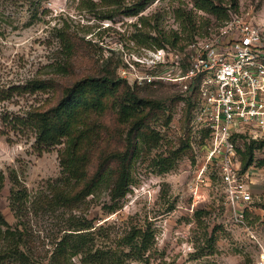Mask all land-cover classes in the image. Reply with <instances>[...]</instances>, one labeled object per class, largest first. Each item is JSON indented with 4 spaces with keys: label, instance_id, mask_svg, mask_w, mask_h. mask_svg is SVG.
Wrapping results in <instances>:
<instances>
[{
    "label": "rangeland",
    "instance_id": "1",
    "mask_svg": "<svg viewBox=\"0 0 264 264\" xmlns=\"http://www.w3.org/2000/svg\"><path fill=\"white\" fill-rule=\"evenodd\" d=\"M214 2L221 8L211 9L209 0H0V211L22 230L23 248L38 264H53L60 240L74 228L89 234L93 250L119 254L130 259L128 264H256L264 246V165L248 168L252 200L243 204L242 217L215 177L214 166L206 169L195 192L204 150L191 144L186 93L169 81L136 79L155 71L140 60L160 47L159 39L169 50L185 51L188 42L227 18L224 7L229 3L255 20L264 18V0ZM110 58L117 78L162 103L149 117L159 139L140 143L132 155V181L124 197L112 200L111 179L67 205L56 196L62 176L59 152L65 143L38 150L29 113L55 105L66 86L101 73ZM43 81L49 87H36ZM124 93L121 85L118 95ZM105 101L101 135L90 149V173L102 149H125L128 144L131 123L119 119L114 97ZM187 137L190 149L172 168L162 170L161 157ZM255 155L264 158V146L256 147ZM16 189H22L23 198L13 203ZM136 227L152 234L146 261L132 258L123 242ZM82 259L80 251L68 264H93Z\"/></svg>",
    "mask_w": 264,
    "mask_h": 264
},
{
    "label": "trees",
    "instance_id": "2",
    "mask_svg": "<svg viewBox=\"0 0 264 264\" xmlns=\"http://www.w3.org/2000/svg\"><path fill=\"white\" fill-rule=\"evenodd\" d=\"M211 9L221 8L214 0H209ZM227 18L237 13L233 3L225 7ZM62 41L71 47L68 37L62 36ZM159 39L158 44L163 46L164 41ZM161 41V42H160ZM169 42L170 40L167 39ZM166 41V42H167ZM174 45L175 42L173 41ZM110 58L102 72L99 74L84 75L63 89V94L58 102L44 110H33L29 113V121L35 129V146L43 151L50 149L56 144L65 143L60 150V162L62 176L57 199L64 204L70 205L85 199L93 193L105 180H111V198L121 199L130 190L132 155L139 148V144H151L159 139V131L149 124V117L155 109H160L162 103L156 99L142 96L131 85L117 78L114 69H111ZM36 87L46 88L49 84L45 81L36 82ZM121 85L125 88L123 96L118 95ZM114 97L118 105L119 119L122 122L131 123L128 131V144L125 149L111 148L102 149L99 154V162L93 173L89 171L91 162V145L101 135L100 116L106 109L105 99ZM192 112L191 101H187L186 115L190 120ZM172 115L168 114L166 120L170 121ZM264 137V136H263ZM259 139L241 138L242 147L239 152L242 159V169L246 170L253 164L264 165V158H257L256 147L264 146V138ZM136 138L138 141H135ZM188 137L182 140L178 148H170L160 159L162 170H168L174 166L176 160L184 151L190 149ZM16 176V174H15ZM17 179V176H16ZM4 180V174L0 172V188ZM22 189L13 190L14 198L22 199ZM86 226L84 228H87ZM76 230V231H75ZM88 233L77 231L68 232L59 242L55 254L56 260L53 264H68L72 255L82 251L86 258L84 263L92 261L93 264L107 262L110 264H128L130 259L122 258L119 254L101 252L89 245ZM0 237L4 240V247L0 249V264L11 261L12 264H38L32 256L23 248L25 242L22 230L14 228L0 211ZM151 231L147 228L136 227L129 231L123 242L129 247L127 253L133 254L136 260L146 261L145 252L149 249ZM124 252V251H123ZM90 257V258H87ZM7 262V261H6Z\"/></svg>",
    "mask_w": 264,
    "mask_h": 264
},
{
    "label": "built area",
    "instance_id": "3",
    "mask_svg": "<svg viewBox=\"0 0 264 264\" xmlns=\"http://www.w3.org/2000/svg\"><path fill=\"white\" fill-rule=\"evenodd\" d=\"M140 61L155 71L138 74L139 82L175 83L191 101V144L204 150L194 191L214 166L215 177L242 217L243 204L252 200L253 181L249 169H242L240 141L264 136V18L233 13L188 42L185 51L160 46ZM256 264H264L262 245Z\"/></svg>",
    "mask_w": 264,
    "mask_h": 264
}]
</instances>
